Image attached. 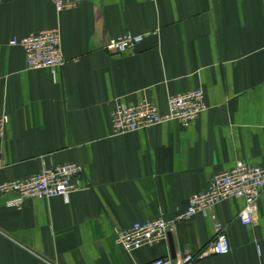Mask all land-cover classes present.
<instances>
[{"label":"crops","instance_id":"0c3cea01","mask_svg":"<svg viewBox=\"0 0 264 264\" xmlns=\"http://www.w3.org/2000/svg\"><path fill=\"white\" fill-rule=\"evenodd\" d=\"M59 28L66 58L28 69L23 37ZM144 33L135 48L107 39ZM202 86L206 108L187 126L168 121L115 134L110 113L147 97L161 111L169 95ZM0 183L75 162L81 187L68 197L8 204L0 193V264H264V189L252 224L242 198L218 202L178 223L165 240L128 252L116 230L171 217L210 176L237 160L264 167V0H82L57 11L49 0H0ZM220 223L229 251L196 257Z\"/></svg>","mask_w":264,"mask_h":264},{"label":"built area","instance_id":"2783aa9c","mask_svg":"<svg viewBox=\"0 0 264 264\" xmlns=\"http://www.w3.org/2000/svg\"><path fill=\"white\" fill-rule=\"evenodd\" d=\"M57 11L74 8L82 0H49ZM145 38L144 33L125 32L110 37L104 49L122 53L135 48ZM11 44L20 45L26 55L28 69H57L66 58L62 48L59 28L43 29L23 37H13ZM206 108L202 86L169 95L167 109L161 111L149 98L134 104L118 103L110 113V122L115 134L146 129L168 121H178L187 126L195 121ZM9 115L0 112V138L4 137ZM81 166L75 162L45 165L28 176L8 179L0 183V193L13 194L8 204L20 207L26 199L49 198L57 195L68 197L81 187ZM264 189V167L237 160L227 171L213 173L203 190L194 192L185 209L171 217L160 214L153 218L134 221L117 228L116 241L131 252L145 245L165 240L169 231L178 223L189 221L197 212L212 210L218 202L228 198H242L244 205L237 214L242 224H252L259 196ZM229 251V240L225 228L217 222L214 238L203 247L196 257L209 254H224ZM151 264H195V255L188 253L174 262L170 257H158Z\"/></svg>","mask_w":264,"mask_h":264}]
</instances>
